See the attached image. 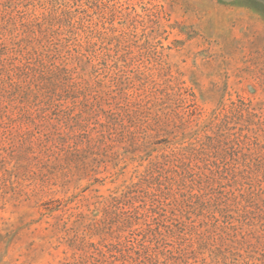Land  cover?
<instances>
[{
  "label": "rangeland",
  "instance_id": "rangeland-1",
  "mask_svg": "<svg viewBox=\"0 0 264 264\" xmlns=\"http://www.w3.org/2000/svg\"><path fill=\"white\" fill-rule=\"evenodd\" d=\"M0 264H264V0H0Z\"/></svg>",
  "mask_w": 264,
  "mask_h": 264
},
{
  "label": "trees",
  "instance_id": "trees-1",
  "mask_svg": "<svg viewBox=\"0 0 264 264\" xmlns=\"http://www.w3.org/2000/svg\"><path fill=\"white\" fill-rule=\"evenodd\" d=\"M139 189H140V183L139 184L138 183L133 184L126 191H124L120 196L112 197L109 205H121V204H125V203L128 205H146L145 201L142 202L141 199L139 202H137L138 197H137L136 193L139 191ZM147 195H149V194L147 193ZM150 195H152V194H150ZM140 208H141V206H134L133 208H131L129 210H125L122 212L121 216L123 217V220H124L123 221V223L125 224L124 226H128V228H129L128 230L130 231V233L137 235V232H139V229L141 227L140 226L135 227L136 222L143 218V224H144L147 231H152L157 236H163L162 230L152 228L151 223L146 221L147 217H152L149 214L150 209H147L145 211L140 212L139 211ZM117 245L118 244L110 243L108 245H104L103 246L104 249H102V248H99V249L97 248V249L101 255L108 256L109 258H113V256H110L108 254ZM140 245H141V249H143L144 251H147V249L149 248L147 245H145L143 243H141ZM128 256H130V255H128ZM114 258H116V257H114Z\"/></svg>",
  "mask_w": 264,
  "mask_h": 264
}]
</instances>
